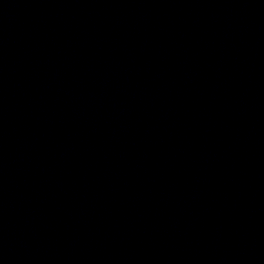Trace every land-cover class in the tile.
I'll return each instance as SVG.
<instances>
[{"label": "water", "instance_id": "95a60500", "mask_svg": "<svg viewBox=\"0 0 264 264\" xmlns=\"http://www.w3.org/2000/svg\"><path fill=\"white\" fill-rule=\"evenodd\" d=\"M0 264H264V0H0Z\"/></svg>", "mask_w": 264, "mask_h": 264}]
</instances>
